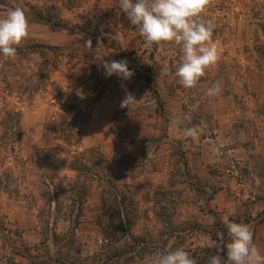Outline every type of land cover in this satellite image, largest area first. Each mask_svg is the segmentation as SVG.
<instances>
[{"label": "rangeland", "instance_id": "374dc122", "mask_svg": "<svg viewBox=\"0 0 264 264\" xmlns=\"http://www.w3.org/2000/svg\"><path fill=\"white\" fill-rule=\"evenodd\" d=\"M13 5L29 27L15 57H0V264H146L181 247L207 264L223 217L247 223L264 253V0H205L218 56L190 88L174 75L180 45L145 46L118 0H0V15ZM122 58L131 78L106 77L103 61ZM69 103L86 117L85 179L65 151L44 150L48 120Z\"/></svg>", "mask_w": 264, "mask_h": 264}, {"label": "clouds", "instance_id": "9594fccd", "mask_svg": "<svg viewBox=\"0 0 264 264\" xmlns=\"http://www.w3.org/2000/svg\"><path fill=\"white\" fill-rule=\"evenodd\" d=\"M118 4L129 23L137 26L145 46L160 41H173L180 45L181 54L174 75L183 87H192L205 68L216 62L217 45L211 40L213 25L200 16L205 0H118ZM28 27L25 11L18 5L0 15V57H15L16 45L27 35ZM109 35L115 41L121 40L119 32ZM84 45L92 47L91 39L86 40ZM103 69L106 77L115 74L122 80L130 79L134 72L123 58L104 60ZM219 91L220 84L216 82L206 90L205 95L211 97ZM135 102L134 95L126 92L121 107H131ZM173 120L180 122L176 116ZM199 131L197 126H192L185 128L183 134L195 140ZM222 223L226 232L217 233L216 238L207 243L208 247L216 248L215 253L207 255V264H264V253L253 242V232L247 223L228 217H223ZM224 249L226 258L220 255ZM145 261L146 264H196L182 247L157 250Z\"/></svg>", "mask_w": 264, "mask_h": 264}, {"label": "trees", "instance_id": "16d2710c", "mask_svg": "<svg viewBox=\"0 0 264 264\" xmlns=\"http://www.w3.org/2000/svg\"><path fill=\"white\" fill-rule=\"evenodd\" d=\"M37 18L45 24H48L50 27L58 29L60 27L64 26V23L60 20H56L50 16H46L44 14L37 15ZM45 56L48 55V53H43ZM74 98L76 100H80L78 95H74ZM82 101H86L85 99H82ZM80 100V101H81ZM95 102H98V99L89 97L87 98V106L88 111L86 114V117L91 113V106L88 105L94 104ZM71 105V103H69ZM93 107V106H92ZM74 106H70V109L68 110L69 115L59 114L58 116L56 114H53L51 118L48 120L46 129L43 133V144L44 150H63L67 154L65 159L67 160V166L70 167V169L78 171L79 173L75 177V179H80L81 176L85 179L86 176L83 174L87 172V157L85 152H89L90 150L87 148H83L82 138L80 135V124L83 123L84 116H80V108L77 111V114L71 115L73 113ZM63 111H66L65 108L61 109ZM4 122V121H3ZM19 128V126L17 125ZM16 127V130L18 129ZM58 133L60 137H55V134ZM60 138L61 143L59 141H56V139ZM179 146L181 145L180 141ZM183 153V152H182ZM68 157V158H67ZM104 161L103 159H99L98 163L102 164ZM98 164V165H99ZM186 166V164H185ZM97 177L102 180V175H97ZM113 177V176H112ZM111 179L110 177L108 178ZM58 189H53V196L55 198L56 203H61V197L59 196V193L57 191Z\"/></svg>", "mask_w": 264, "mask_h": 264}]
</instances>
